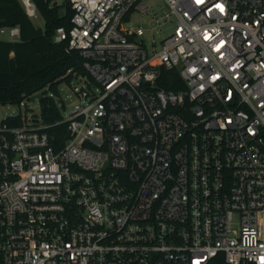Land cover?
Returning <instances> with one entry per match:
<instances>
[{
	"label": "built area",
	"instance_id": "2783aa9c",
	"mask_svg": "<svg viewBox=\"0 0 264 264\" xmlns=\"http://www.w3.org/2000/svg\"><path fill=\"white\" fill-rule=\"evenodd\" d=\"M64 1L87 74L60 149L0 120V264H264V0Z\"/></svg>",
	"mask_w": 264,
	"mask_h": 264
},
{
	"label": "trees",
	"instance_id": "16d2710c",
	"mask_svg": "<svg viewBox=\"0 0 264 264\" xmlns=\"http://www.w3.org/2000/svg\"><path fill=\"white\" fill-rule=\"evenodd\" d=\"M30 1L43 25L33 21L23 0H0V27L20 28L19 40H0V105H21L25 99L42 94V123L47 125L52 144L60 149L69 132L56 101L60 97L59 85L87 71L83 57L68 49L67 40L55 41L57 28L71 27L72 6L56 0ZM159 84L166 90L185 88L177 69L164 70ZM22 117L10 118L19 124ZM216 264L225 263L218 260Z\"/></svg>",
	"mask_w": 264,
	"mask_h": 264
},
{
	"label": "rangeland",
	"instance_id": "374dc122",
	"mask_svg": "<svg viewBox=\"0 0 264 264\" xmlns=\"http://www.w3.org/2000/svg\"><path fill=\"white\" fill-rule=\"evenodd\" d=\"M59 3L65 4L64 0H56ZM150 5H155V0H148ZM64 2V3H63ZM159 7L156 6L155 10H158ZM33 21L37 25H43V20L40 17L33 18ZM133 25H141L144 29H152L151 32H147L145 39L148 44L152 42V36L159 43L163 37V33H167L171 29V25L168 23H157L151 21L148 16H139L135 15L133 17ZM163 31V32H162ZM74 86L81 89L82 82L80 79L76 80L75 78L71 79L69 82H63L59 85L60 97L56 99L59 110L63 115H67L75 105L79 102L77 96L74 93ZM23 116L28 117L29 119L37 120L42 122L41 119V105L38 99H25L21 105L17 104H1L0 105V120H5L10 117Z\"/></svg>",
	"mask_w": 264,
	"mask_h": 264
},
{
	"label": "water",
	"instance_id": "95a60500",
	"mask_svg": "<svg viewBox=\"0 0 264 264\" xmlns=\"http://www.w3.org/2000/svg\"><path fill=\"white\" fill-rule=\"evenodd\" d=\"M41 98H42V94H36L32 96V100H36V99L41 100Z\"/></svg>",
	"mask_w": 264,
	"mask_h": 264
},
{
	"label": "bare ground",
	"instance_id": "6f19581e",
	"mask_svg": "<svg viewBox=\"0 0 264 264\" xmlns=\"http://www.w3.org/2000/svg\"><path fill=\"white\" fill-rule=\"evenodd\" d=\"M26 4H27L28 9H29V10H32L33 7H32V5H31V3H30V2L27 3V0H26Z\"/></svg>",
	"mask_w": 264,
	"mask_h": 264
}]
</instances>
